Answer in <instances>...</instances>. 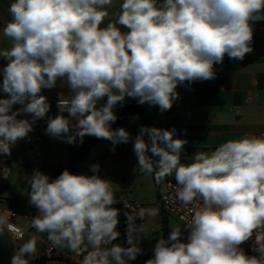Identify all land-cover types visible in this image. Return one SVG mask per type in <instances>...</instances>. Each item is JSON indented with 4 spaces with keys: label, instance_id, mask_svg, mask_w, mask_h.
Here are the masks:
<instances>
[{
    "label": "clouds",
    "instance_id": "9594fccd",
    "mask_svg": "<svg viewBox=\"0 0 264 264\" xmlns=\"http://www.w3.org/2000/svg\"><path fill=\"white\" fill-rule=\"evenodd\" d=\"M112 4L11 3L12 19L2 30L11 47L0 51L8 61L0 84L7 94L0 98V154L10 156L16 142L47 115L50 104L41 92L55 87L57 80L66 82L71 92L70 99L61 95L58 108L77 123L71 125L63 114L51 117L46 134L69 144L77 136L82 142L85 135L114 146L128 143L125 128L111 127L117 105L129 97L158 105L162 112L170 110L179 98L178 85L215 79L214 65L223 63L225 55L243 60L251 53L252 22L264 20V0H123L115 21L102 27ZM16 104L22 107L14 111ZM21 113L31 120L18 119ZM185 143L173 131L142 127L133 144L142 173L154 175L157 183L174 173L181 202L202 200L185 226L190 229L188 242L180 240L181 228H173L167 238H159L146 264H264V136L228 140L211 154L198 151L190 164L180 162ZM91 172L65 169L53 179L34 170L28 194L37 210L32 225L60 249L80 253L91 248L80 264H126L141 249L132 247L129 237L130 247L113 243L120 235V210L113 205L123 200L99 175L98 164ZM6 226L8 214L0 213V231ZM254 233L253 250L259 256L240 247ZM36 243L31 238L19 246L11 264H29Z\"/></svg>",
    "mask_w": 264,
    "mask_h": 264
},
{
    "label": "crops",
    "instance_id": "0c3cea01",
    "mask_svg": "<svg viewBox=\"0 0 264 264\" xmlns=\"http://www.w3.org/2000/svg\"><path fill=\"white\" fill-rule=\"evenodd\" d=\"M13 2L14 0H0V51L11 47V41L3 35L2 30L6 23L12 19L9 7ZM122 2L123 0H113V4L108 8L109 15L105 18L104 24L101 25L102 27L109 21H115ZM252 26L254 32L253 51L246 54L243 60L229 59L225 55L223 63L214 65L215 79L191 83L185 82V84L178 85L176 91L179 94V98L173 102L170 110L162 112L158 105H151L147 102L141 104L153 128L171 131L172 127L181 126L185 129V134H174V138L186 141L183 150L179 154L182 164H190L193 155L198 151L211 154L228 140L240 139L246 135L259 137L260 134L264 133V20L254 21ZM122 30L126 31L127 29L122 27ZM7 63V59L0 57V84H2L3 80L2 70ZM41 95L47 97L50 110L44 118L37 120L33 124V128L37 132L46 134L45 129L48 119L60 114L69 118L71 125L77 123L74 118L69 117L68 112L61 113L55 107V101L61 95L65 99H70L71 92L66 82L57 80L55 87L42 89ZM250 97L251 99L248 100ZM0 98H7V94L2 90H0ZM129 100L130 98L126 97L122 105H117L114 108L117 118ZM105 102L106 97L99 102L98 107ZM20 107L22 106L16 104L13 106V110L15 111ZM24 118L31 120V116L28 114L21 113L18 116V119ZM121 127L130 133L131 138L128 143H119L114 146L111 141L102 139L93 147L87 158L76 166V174H78L80 165L91 167L94 164H98L99 174H101L102 178L110 181L115 197L119 196L121 192H130L131 190L128 178L131 176L133 167L135 165L138 167V159L133 151V144L136 136L140 133V131L135 133L134 129L142 128L143 125L140 117L136 113H132L118 128ZM74 132L75 128L73 127L69 134L71 135ZM145 135V140H148V135ZM46 136L48 138L46 146L53 153V156L47 159L45 163L49 167L50 173L54 172L53 168L55 165L68 163L77 149L94 137L85 135L81 142L80 137L77 136L76 142L69 144L65 139H55L48 134ZM34 149L38 156L42 149L39 147ZM19 158L21 157L19 156ZM18 159L17 164L21 165L22 158L21 163L18 162ZM138 171L139 173L141 172L139 167ZM47 175L50 174L48 173ZM52 178H56L54 173ZM173 178H175L174 173L166 176L162 184L159 183L160 197L166 190L168 180ZM7 187H9V184ZM0 196L4 204L10 203L12 194L0 191ZM156 209L160 215L159 222L162 225L163 215L160 212L158 200ZM141 212H143V216L140 215L137 221L138 227L141 226L142 220L147 214L143 207ZM165 218L168 221L169 234L177 225L181 228L176 219L167 215H165ZM20 223L28 232L18 243L14 242L13 237L6 228L0 231V264H11V258L17 248L31 238H35L37 241V252L42 253L46 247V233L29 231V226L23 219L20 220ZM150 251L146 250L145 252L148 254Z\"/></svg>",
    "mask_w": 264,
    "mask_h": 264
},
{
    "label": "built area",
    "instance_id": "2783aa9c",
    "mask_svg": "<svg viewBox=\"0 0 264 264\" xmlns=\"http://www.w3.org/2000/svg\"><path fill=\"white\" fill-rule=\"evenodd\" d=\"M250 99L251 97L248 100ZM58 100L55 101V107L57 111L60 112V109L58 108ZM64 112L67 113V111ZM171 131H173L175 135H181L186 133L185 129L181 126H174L171 128ZM260 136H264V133L260 134L259 137ZM40 141H42L41 138H36L31 131L28 134V137L24 139H19L16 142V144L12 147L10 156L0 154V189L6 188L10 181L11 165L9 164V159L12 156L13 149L22 145L31 146L33 143ZM18 162L21 163V158L18 159ZM178 187L179 186L176 183L175 178L169 179L167 182L166 190L161 194L160 200L165 214L171 218L176 219L181 225L180 240L182 242L187 243L190 229L185 226L190 223L195 212L202 206V200L197 198L190 204H184L177 197ZM116 198L122 199L124 202L127 203L128 207L124 206L123 201H120L113 205L114 207L120 210L118 217L119 223L117 225V231L120 233V235L116 240L113 241V243L119 244L125 248L130 247V245L128 244L129 237L132 241V247H135V244L133 242V230L140 217V211L142 206L136 198H133L130 195L129 192H123L119 196H116ZM0 213L8 214L9 226H6L5 228L13 237L15 243H18L22 238H24V236L28 232L20 223L21 219L27 222L29 226V231H36V229L32 225V218L37 215V210L35 208L18 209L16 207L6 205L3 203V199L0 196ZM128 216L132 218L130 221L129 233ZM254 245L255 233L248 241L243 243L240 247L248 255L259 256V253L253 250ZM107 247H111V244L107 245ZM91 250V248H88L85 251L77 253L71 251L68 248L60 249L47 239L44 251L42 253L36 251V256L34 258L29 259V264H80L84 256L87 255L88 251ZM25 258H28L27 255Z\"/></svg>",
    "mask_w": 264,
    "mask_h": 264
},
{
    "label": "rangeland",
    "instance_id": "374dc122",
    "mask_svg": "<svg viewBox=\"0 0 264 264\" xmlns=\"http://www.w3.org/2000/svg\"><path fill=\"white\" fill-rule=\"evenodd\" d=\"M134 130L136 131L135 133H138L141 131V128H135ZM32 134L36 138L40 137L42 141L35 142L31 146L22 145L13 149L12 156L9 161V164L11 165L9 187L0 189L3 193L7 192L12 194L10 203L6 205L19 209L33 207L29 204L28 194L30 191V175L34 172V170L39 169L45 174L49 173L51 178L53 174V172H51L52 174L50 173L49 167L45 165L47 159H50L53 156V153H51L46 146V142L48 141L46 134L43 132H37L34 128L32 130ZM36 147L42 149L38 156L36 150L34 149ZM19 156L22 158L21 165L17 164ZM77 173L93 174L91 172V167H86L84 165H80L78 167ZM99 175L101 176V174ZM128 179V184L131 187L129 192L130 195L138 200L145 211H147V214H145L141 226L138 227L136 223L134 226L136 230L135 228L133 230L134 248L137 250L141 249V251L137 254L134 260L126 261V264H141L140 262L145 261L148 255L145 251H152L159 238L164 237L163 224L161 225L159 222L160 215L156 209L158 192L160 193L159 183L156 182L154 175L142 172L139 173L137 165L133 167L131 176ZM163 181L164 179L160 182V184H162ZM117 182L120 183L119 180H117ZM63 249H66V247Z\"/></svg>",
    "mask_w": 264,
    "mask_h": 264
},
{
    "label": "trees",
    "instance_id": "16d2710c",
    "mask_svg": "<svg viewBox=\"0 0 264 264\" xmlns=\"http://www.w3.org/2000/svg\"><path fill=\"white\" fill-rule=\"evenodd\" d=\"M158 3L162 4L163 0H158ZM132 113H136L140 117L143 127L153 128L146 111L143 109L141 104L138 103V100L134 98H130L128 104H126L122 109L120 116L117 118V120L114 123L111 124L112 129H118L121 123L125 121L128 118V116L131 115ZM100 140L102 139L93 137L92 139L85 142L77 149V151L73 154V156L71 157L68 163L55 165V167L53 168L54 171L53 173L56 175V177H58L65 169L71 171L72 173H76L77 164L87 158V155ZM160 198H161L160 193L158 192V203L160 207V212L163 215L162 224L164 230V238H167V236L169 235L168 221L165 218L166 214L163 210ZM153 250L148 253L145 261L140 262L141 264L146 263L148 259L153 257L154 255Z\"/></svg>",
    "mask_w": 264,
    "mask_h": 264
}]
</instances>
